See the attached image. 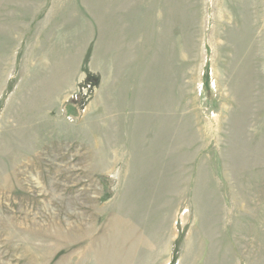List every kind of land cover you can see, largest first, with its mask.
<instances>
[{
    "label": "rangeland",
    "instance_id": "1",
    "mask_svg": "<svg viewBox=\"0 0 264 264\" xmlns=\"http://www.w3.org/2000/svg\"><path fill=\"white\" fill-rule=\"evenodd\" d=\"M0 264H264V0H0Z\"/></svg>",
    "mask_w": 264,
    "mask_h": 264
}]
</instances>
